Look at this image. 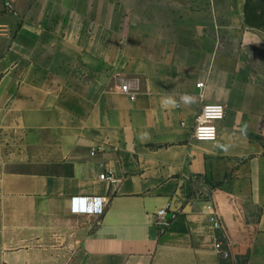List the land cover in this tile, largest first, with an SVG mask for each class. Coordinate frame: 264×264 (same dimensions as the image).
<instances>
[{"label": "crops", "instance_id": "0c3cea01", "mask_svg": "<svg viewBox=\"0 0 264 264\" xmlns=\"http://www.w3.org/2000/svg\"><path fill=\"white\" fill-rule=\"evenodd\" d=\"M248 1L0 0V264H221L218 241L264 264V29ZM214 102L218 140L192 139ZM193 181L211 194L187 201ZM95 196L104 215L72 212Z\"/></svg>", "mask_w": 264, "mask_h": 264}, {"label": "built area", "instance_id": "2783aa9c", "mask_svg": "<svg viewBox=\"0 0 264 264\" xmlns=\"http://www.w3.org/2000/svg\"><path fill=\"white\" fill-rule=\"evenodd\" d=\"M200 86L203 87L204 83H201ZM122 91L130 94L131 89L128 84H125L122 86ZM132 98L134 99V97ZM226 114V105L223 103L214 102L203 105L195 119L191 135L192 139L199 142H216L219 137V124L225 120ZM100 178L113 186H117L120 183V179L116 175L107 172L103 173ZM209 195L208 191L200 190L199 185L193 181L187 201ZM107 203L108 197H73L71 199V210L75 214L102 216L106 212ZM170 213H172V217L168 218ZM175 216L176 212H173L170 208L161 209L155 215V224L159 227L161 232H164L170 227L171 219L175 218ZM212 220L215 226L218 227L216 219L213 217ZM216 249L220 253H223L225 257L230 253L228 250L224 249L221 241L217 242Z\"/></svg>", "mask_w": 264, "mask_h": 264}, {"label": "rangeland", "instance_id": "374dc122", "mask_svg": "<svg viewBox=\"0 0 264 264\" xmlns=\"http://www.w3.org/2000/svg\"><path fill=\"white\" fill-rule=\"evenodd\" d=\"M250 7V19L256 24L264 26V0H252ZM252 50L255 51L256 56L251 58V62L264 64V48L253 47Z\"/></svg>", "mask_w": 264, "mask_h": 264}, {"label": "trees", "instance_id": "16d2710c", "mask_svg": "<svg viewBox=\"0 0 264 264\" xmlns=\"http://www.w3.org/2000/svg\"><path fill=\"white\" fill-rule=\"evenodd\" d=\"M251 3H252V0H249L248 3H247V6H246V22L251 27L264 29V26H260V25L256 24L255 22H253L252 19H250L249 15H250V8H251L250 5H251ZM214 188H215V186L211 185V190L214 189ZM209 194H211V192H209ZM221 264H235L234 260L232 259L231 253H229V255L227 257L224 256L222 258Z\"/></svg>", "mask_w": 264, "mask_h": 264}, {"label": "water", "instance_id": "95a60500", "mask_svg": "<svg viewBox=\"0 0 264 264\" xmlns=\"http://www.w3.org/2000/svg\"><path fill=\"white\" fill-rule=\"evenodd\" d=\"M173 212H174V210H172ZM172 217V213H170L169 215H168V218H171Z\"/></svg>", "mask_w": 264, "mask_h": 264}]
</instances>
